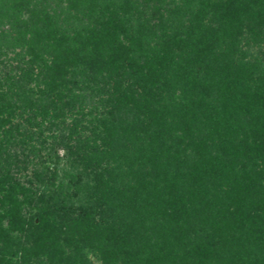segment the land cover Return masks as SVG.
<instances>
[{"label":"trees","instance_id":"obj_1","mask_svg":"<svg viewBox=\"0 0 264 264\" xmlns=\"http://www.w3.org/2000/svg\"><path fill=\"white\" fill-rule=\"evenodd\" d=\"M128 3H118L121 15H114L112 25L82 33L57 30L50 12L41 11L39 19L38 10L21 1L16 10L29 13L31 40L25 42L29 26L17 37L9 21L11 28L0 30V50L2 43L12 46L13 35L15 43L23 41L29 58L27 66L16 67L18 74L0 81V160H7L0 174V264H39L40 257L43 264H84L86 248L98 249L104 264H264V84L252 90L234 76L230 63L221 64L224 81L213 67L216 61L212 66L206 61L218 59L220 30L234 43L246 15L264 27V10L250 13L237 0L212 2L218 20L201 23L197 33L196 17L187 21L184 11L156 18L153 26L134 25L125 11ZM258 4L254 0L250 11ZM163 21L190 31L180 28L173 37L164 33L150 43L149 34ZM52 47L61 54L47 67L44 56ZM186 50L190 57L182 56ZM197 61L205 62L201 74L202 66H193ZM38 62L44 68L36 73ZM75 64L86 65L84 87L68 69ZM101 75L113 81L111 91L98 85ZM181 83L183 95L170 98L173 108L178 105L172 111L162 103V93ZM86 89L98 96L101 113L94 103L88 114L83 112L91 99ZM192 96H199L197 106L182 113ZM215 104L216 111L205 109ZM38 117L52 120L43 127ZM66 118L72 120L70 128L60 126ZM200 118L210 121L219 138L216 154L201 145L207 132L197 126ZM85 130L100 145L64 143L74 170L71 192L53 185L55 171L45 164L34 171L35 188L20 186L8 175L27 159L18 162L10 149L27 146L35 155L51 144L47 155L56 167L59 159L51 152L58 141L65 142L61 132L68 131L70 141ZM239 134L243 139L233 143ZM44 181L45 188L37 189ZM79 194L82 202L75 208L71 200ZM24 206L31 211L24 212Z\"/></svg>","mask_w":264,"mask_h":264},{"label":"rangeland","instance_id":"obj_2","mask_svg":"<svg viewBox=\"0 0 264 264\" xmlns=\"http://www.w3.org/2000/svg\"><path fill=\"white\" fill-rule=\"evenodd\" d=\"M3 1V0H0ZM22 1V3H26L28 5V10H33V8L37 9L38 15L40 14L41 11L45 10L48 13L50 12L52 15V26H56L57 30H68L71 32L79 31L82 33H88V32H97L100 28H102L104 25H112L113 22V17L116 13L121 15L120 11L122 6L118 3H120L122 0L119 1H111L110 0H6V2H3L2 4L0 3V8H3L2 13L0 12V30H9L11 28V25L8 24V21L14 25V34L16 37L20 29L22 28H27L29 26L28 24V17L29 13L27 11L21 9V10H16L18 7L17 5ZM218 0H129L128 3V8H125V11H127L128 15L130 14V17L133 19V24L136 25V21L139 23L144 24L145 26L150 24V26L154 25L155 19L161 18L164 16V19L167 20L169 19V16L173 14V12L177 13L178 11H184L185 17L187 18V21L189 18H195L196 20L194 23L196 24V32L198 33L200 30V25L201 23H206L207 26L212 24L214 20H218L219 15L215 14L211 10L213 9V3ZM239 3L244 4L248 6L247 10L250 13H255V11L258 10L260 7L262 10H264V0H259V4L257 7H254L255 9L253 11H250V9L253 8V1L254 0H237ZM192 6H196L195 12H197V15L195 16V12L192 11L194 10ZM198 10V11H197ZM194 13V14H193ZM190 16V17H188ZM39 19H42V15L38 17ZM241 35L234 37L236 41L233 43V38L231 39L230 36H223L222 30L219 31V33L222 35L219 37L218 41V49L216 51L217 58H214V56L208 57L207 65L212 66L213 63L216 61V65L214 64L213 67L216 69L220 70L221 64L223 63H230V65H233L234 67V76L239 77L240 80L248 84L252 90L255 89V87H261V85L264 84V27H259L255 23V20L250 18V16L246 15L243 17V21L241 22ZM8 24V25H7ZM158 26H155L153 34H149V39L148 41L150 43L160 41L162 39V35L164 33L167 34V36L173 37L176 32L179 31V29H183L184 31H190V29L181 26V24H175V25H170L169 22L165 23H158ZM223 25V24H222ZM10 27V28H9ZM226 27V26H225ZM224 27V28H225ZM234 28L237 30L238 28L234 26ZM29 35L26 34L25 42L28 40H31L30 33L33 30V27L29 26L28 28ZM164 29L166 30L164 32ZM209 32L211 33L212 29L208 28ZM202 30V29H201ZM11 31V30H10ZM204 31V30H203ZM209 33V34H210ZM9 34V33H8ZM9 36L10 41H8L12 46H8L7 48L5 47V44H1V50H0V81H4L5 78L9 77L10 75L18 74L19 71L17 72L16 67H25L29 58L27 57L26 54V47L23 46V41L21 43H15L16 37L15 36ZM179 35V34H178ZM6 48V49H3ZM152 47H155L153 45ZM59 53V54H58ZM60 55L61 52L55 51V49L52 47L51 49H46V53L44 56L45 64L47 67H51L53 65V61L55 60L56 56ZM153 55V54H152ZM186 55L187 57H190L191 51L183 53L182 56ZM149 57H152L151 54L149 53L145 59L147 60ZM144 59V58H143ZM216 59V60H215ZM59 62V60H56ZM61 63L65 64L63 60H61ZM202 66L201 70L199 71L198 74H201L202 71L204 70V65L203 62L197 61L194 63L193 66ZM39 68H44L43 64L41 62L37 63V68H35V72L37 73L39 71ZM68 69H71V73L75 75V80H77L78 86L79 87H84L86 85L85 82H83L86 72V65H71ZM220 75V79H223L224 81L228 78L226 75L227 73L224 70H220L218 72ZM106 75H101L99 76L98 80V85L99 86H106L104 90L106 91H111L113 87V81L108 80ZM199 77H193L194 81H196ZM181 85V86H180ZM183 83L179 84V86L172 92H167L162 93V103L165 106H169L172 111H176L178 109V105L176 107H172L171 105H176V104H171V99L174 97H179L183 95V92L181 89H183ZM87 86L88 83H87ZM31 87L33 89H36L35 84H33ZM44 84H39L38 83V88H43ZM38 91V89H37ZM90 89H86V92L89 93ZM97 92V90H96ZM98 92L101 94L103 93L102 88L98 89ZM89 96L91 97L90 102L82 107H84L83 112L84 113H89L91 110L93 103L95 105H98V112L101 113L103 109L100 107L99 101H97L98 96H92L91 93H89ZM100 96V95H99ZM199 96H192V98L187 99L186 103V109L182 112H187L191 113V109L196 107L198 101H199ZM171 98V99H170ZM44 107V105H42ZM40 106V107H42ZM219 105H207L206 108H211L214 107L213 110ZM76 111L78 108H75ZM39 110V109H38ZM50 108H48V111ZM51 112V111H50ZM175 113V112H174ZM173 113V114H174ZM206 113V110H205ZM52 116V113L50 117ZM50 117L47 119H43V117H38L37 122L43 123V127H47L48 123L47 121H51ZM189 117V116H188ZM100 118H103V115L100 116ZM41 119V120H40ZM242 119L244 121H247L246 117H243ZM43 120V122H42ZM46 121V122H45ZM198 121V120H197ZM199 123L197 126L206 129V134L207 135L205 138V141H202V144H206L210 148V154H216V150H219L216 148V145L219 142V138L216 134L213 133L214 128H212L210 121L204 122V118L199 119ZM17 122V120L15 121ZM72 120L69 118H66L63 123L60 124L61 127H69L71 124ZM196 127V126H195ZM47 137H50L52 133L50 132H45ZM204 134V133H203ZM62 136H65L66 139L68 138V131L61 132ZM94 139L93 135L88 132V130H85L84 132L80 133V137L78 138L72 137L70 141L64 139L61 142L58 141V145L55 146L54 151L51 152V154H54L55 157H58V164L57 168L53 164V160L51 159V156H48L47 153H49V147H51V144H45L44 149H42L41 152H35L34 154H30L28 152V149L30 147L27 146H20L17 147V149H10L8 153L11 156H15V154H18V162H21L22 160L25 161V158L27 156V159L25 163L22 165L19 163V167L15 168L12 167L9 171H7L8 175L12 176L15 178L16 182L19 183L20 186H23L25 188H35V182H37L38 178L37 176L34 175V171L40 169V165L45 164V167L49 168L52 172L55 171V173H51L54 180H53V185H61L64 188L66 186L69 188L67 191L71 192L69 190L71 189V184L69 183V176H72L74 174V170L70 169V165L72 164L70 161L72 157L69 160L67 157L69 153L67 150L64 148V143L74 145V146H80L81 144L87 145L97 148V146L100 145V141L93 142L91 139ZM236 139L233 143H237L238 141L241 142L243 139L242 134H239L238 137H234ZM68 141V142H67ZM197 143L199 144L200 141L197 140ZM200 145V146H201ZM239 149L241 150L242 147L241 145L238 146ZM36 148H39L36 146ZM201 149L207 151L205 148L200 147ZM83 150V148H82ZM78 151V148H77ZM194 149H191L188 151V154L192 153ZM244 150L242 151V153ZM239 153V152H238ZM32 155V156H31ZM251 157H253V154H250ZM3 156V155H2ZM36 156V158H34ZM54 157V156H53ZM5 158V156H4ZM254 158V157H253ZM31 160V161H30ZM0 163H2V166H0V174L3 172V166L5 165L6 162H3L0 160ZM8 163H10L8 161ZM4 164V165H3ZM37 164V165H36ZM39 164V165H38ZM54 166V167H53ZM262 169V168H261ZM31 182V183H30ZM47 182L44 181V183L40 185H36L38 188L37 189H44L45 184ZM32 184V185H31ZM47 185V184H46ZM5 187H9L10 184H5ZM66 191V192H67ZM82 194V193H81ZM81 194H79L78 197H73L71 202L75 206V208H78L79 205L82 202V197ZM20 198V196L18 197ZM24 212L29 210L28 207L24 206ZM31 211V209L29 210ZM28 212V211H27ZM34 213V211L32 212ZM1 214H4L1 212ZM3 228H7L6 220L3 221L2 223ZM1 246V242H0ZM3 246V245H2ZM85 257L84 258V264H104L103 260L101 259V254L98 249H90L86 248L84 250ZM181 255V252L179 253ZM43 264L44 258L40 257L39 258ZM38 261V260H37ZM72 262V261H71ZM67 262L65 264H74L73 262ZM32 264H37L36 261L32 262Z\"/></svg>","mask_w":264,"mask_h":264}]
</instances>
